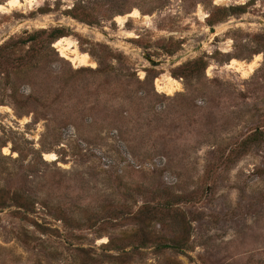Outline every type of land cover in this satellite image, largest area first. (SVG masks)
<instances>
[{
    "label": "rangeland",
    "instance_id": "374dc122",
    "mask_svg": "<svg viewBox=\"0 0 264 264\" xmlns=\"http://www.w3.org/2000/svg\"><path fill=\"white\" fill-rule=\"evenodd\" d=\"M259 21L264 0L0 11V264H264ZM258 55L246 76L228 68Z\"/></svg>",
    "mask_w": 264,
    "mask_h": 264
},
{
    "label": "bare ground",
    "instance_id": "6f19581e",
    "mask_svg": "<svg viewBox=\"0 0 264 264\" xmlns=\"http://www.w3.org/2000/svg\"><path fill=\"white\" fill-rule=\"evenodd\" d=\"M35 1L36 0H8L5 5H0V11L7 13L12 10H30L32 9ZM216 2L222 4L226 3L227 0H216ZM128 18H141V16L138 10H134L125 17H117L115 21L119 25H122ZM142 19L143 21H146L148 17H143ZM53 46L59 52L60 57L67 60L75 68L94 67V64L90 61V57L87 54L79 52L76 42L67 39H59ZM260 60L261 57L259 55L255 56L254 60L248 64L232 60L228 68L234 69L236 72L242 73V75L246 76L253 71ZM155 85L159 92L166 93L167 95H172L173 93L180 91L181 87L176 80L168 77L157 79ZM3 152L6 153L7 149H3ZM45 158L55 160V156L53 154L45 155Z\"/></svg>",
    "mask_w": 264,
    "mask_h": 264
},
{
    "label": "water",
    "instance_id": "95a60500",
    "mask_svg": "<svg viewBox=\"0 0 264 264\" xmlns=\"http://www.w3.org/2000/svg\"><path fill=\"white\" fill-rule=\"evenodd\" d=\"M237 23H240V22H237ZM258 24L264 27V22H263V21H259ZM231 25H233V23H228V24H226V25H224V26H222V27L224 28V27H228V26H231ZM217 30H218V28H211L210 31H209V34H210V35H215L216 32H217ZM204 44H205V43H201V44H200L198 47H196L194 50H192V51H190V52H188V53H185V54H183V55L178 56L177 58H175L174 60L170 61L169 63H178V62L184 60L186 57H188V56H190V55H192V54H195V53L199 52V51L203 48ZM145 59H146L147 62H149V63H150L151 65H153V66H159V65L162 64V63H160V62H155V61H153V60L150 59L149 57H145Z\"/></svg>",
    "mask_w": 264,
    "mask_h": 264
}]
</instances>
